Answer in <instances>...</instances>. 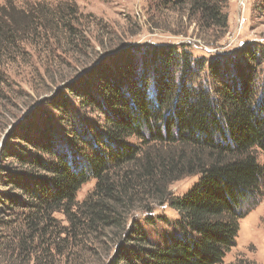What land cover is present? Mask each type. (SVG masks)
Here are the masks:
<instances>
[{
    "label": "trees",
    "instance_id": "trees-1",
    "mask_svg": "<svg viewBox=\"0 0 264 264\" xmlns=\"http://www.w3.org/2000/svg\"><path fill=\"white\" fill-rule=\"evenodd\" d=\"M159 1L167 8L173 0ZM227 2L186 4L202 30L226 33ZM79 18L73 5L3 0L0 85L16 54L43 35L75 44ZM253 50L244 51L251 63ZM233 63L234 73L183 46L129 48L50 104L70 123L66 136L43 121L13 129L0 153L1 264L68 261L88 254L86 239L102 248L110 233L121 244L110 264H222L264 183V91L258 95L244 59ZM71 98L100 124L74 119ZM194 177L184 195H171L175 183ZM90 181L93 191L79 202ZM166 205L178 218L157 244L142 227H154L149 215Z\"/></svg>",
    "mask_w": 264,
    "mask_h": 264
},
{
    "label": "rangeland",
    "instance_id": "rangeland-1",
    "mask_svg": "<svg viewBox=\"0 0 264 264\" xmlns=\"http://www.w3.org/2000/svg\"><path fill=\"white\" fill-rule=\"evenodd\" d=\"M17 1L29 4L32 0ZM179 1L181 3L175 7ZM187 1L173 0L165 8L159 0H39L52 10L65 4L73 5L81 16L78 28L82 34L73 45L67 39L48 42L43 35L23 53L16 54V61L12 59L6 66L7 83L0 85V153L8 143L9 133L31 122L49 123L66 136L70 123L58 110L49 108L50 104L59 105L63 95L67 98V85L85 81L90 72L110 66L129 48L145 52L183 46L190 50L194 59L206 62L220 59L224 63L222 67H228L233 73L236 68L233 62L244 59V65L256 72L255 88L260 96L264 91V0H228L225 9L229 29L226 33L202 30L196 18L189 16ZM2 2L0 0V4ZM250 49L258 50L253 63L244 54ZM71 105L74 106L73 118L80 119L82 125L87 122L95 126L102 121L98 113L81 110L72 98ZM258 157L264 166V153L259 152ZM197 181L194 177L175 183L170 188L171 195H184ZM95 184L90 181L82 187L78 193L79 202L93 191ZM262 186V199L240 221L236 246L222 264H264V183ZM149 216L155 226L142 229L160 244L167 234L174 232L172 224L178 214L166 205ZM134 220L142 225L140 214L134 216ZM113 239L116 238L110 233L102 248L86 239L90 248L88 254L71 257L68 261L62 257L56 264H110L114 251L121 247V244L115 246ZM41 261L39 264H45Z\"/></svg>",
    "mask_w": 264,
    "mask_h": 264
}]
</instances>
